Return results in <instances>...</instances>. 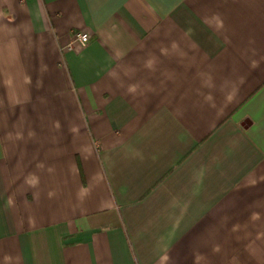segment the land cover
<instances>
[{
  "label": "crops",
  "instance_id": "obj_1",
  "mask_svg": "<svg viewBox=\"0 0 264 264\" xmlns=\"http://www.w3.org/2000/svg\"><path fill=\"white\" fill-rule=\"evenodd\" d=\"M0 264H264V0H0Z\"/></svg>",
  "mask_w": 264,
  "mask_h": 264
},
{
  "label": "built area",
  "instance_id": "obj_2",
  "mask_svg": "<svg viewBox=\"0 0 264 264\" xmlns=\"http://www.w3.org/2000/svg\"><path fill=\"white\" fill-rule=\"evenodd\" d=\"M88 41H89L88 34L76 33L73 36V42H77V43H80L82 45H86Z\"/></svg>",
  "mask_w": 264,
  "mask_h": 264
}]
</instances>
